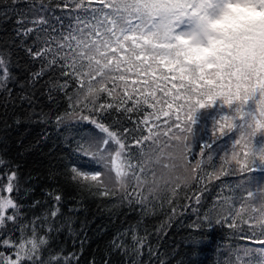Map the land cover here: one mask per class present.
Listing matches in <instances>:
<instances>
[{
  "label": "snow or ice",
  "instance_id": "obj_1",
  "mask_svg": "<svg viewBox=\"0 0 264 264\" xmlns=\"http://www.w3.org/2000/svg\"><path fill=\"white\" fill-rule=\"evenodd\" d=\"M0 33V117L52 145L23 179L0 157V264H204L211 231L212 264H264V0H0ZM85 198L115 226L99 259ZM158 210L157 241L190 210L185 250L151 242Z\"/></svg>",
  "mask_w": 264,
  "mask_h": 264
},
{
  "label": "trees",
  "instance_id": "obj_2",
  "mask_svg": "<svg viewBox=\"0 0 264 264\" xmlns=\"http://www.w3.org/2000/svg\"><path fill=\"white\" fill-rule=\"evenodd\" d=\"M0 33V37H2ZM19 73H23L24 69H14ZM3 109L0 108V112ZM10 127L5 126L3 118L0 117V157L5 159H12L14 162L20 164V171L22 179L26 174L32 173L34 176L36 172L42 169L48 163L47 152L52 146L50 141H41L37 146L36 141L41 138L43 127L34 122H22L17 125L11 120L8 121ZM31 182V181H30ZM51 185L50 181L46 179H39L35 184V191L33 195L38 199H43V192L41 188H47ZM70 203H72L70 201ZM67 208V205L65 206ZM179 211H183L182 209ZM128 219L135 220L134 213H130ZM194 217L190 216V210L184 215H177V217L170 223L166 234H161L162 238L157 241L154 228L160 224L161 221L166 220L162 211L158 210L155 215H150L144 218L145 227L148 228L151 234V242L153 244L159 243L160 252H169L171 249L185 250V236L188 234V224ZM73 226L77 230L78 237L85 238L84 258L91 259L93 254L99 259V250L103 249L109 239H111L114 225L109 222V215L103 210V205H98L96 202L85 198L77 207L73 215ZM81 226L83 230L81 231ZM86 233V237H85ZM207 239L200 245L201 256L204 264H212L215 259V249L218 241L223 242V235L211 231L207 234ZM61 242L67 240V250L72 251V239L68 237L67 231L61 233L58 238ZM246 243V241H241ZM76 248L79 249V238L76 240Z\"/></svg>",
  "mask_w": 264,
  "mask_h": 264
}]
</instances>
